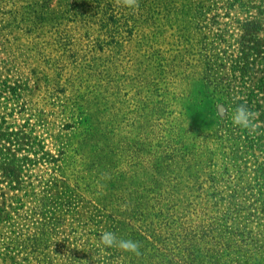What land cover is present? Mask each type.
<instances>
[{
  "label": "rangeland",
  "instance_id": "rangeland-1",
  "mask_svg": "<svg viewBox=\"0 0 264 264\" xmlns=\"http://www.w3.org/2000/svg\"><path fill=\"white\" fill-rule=\"evenodd\" d=\"M189 252L264 264V0H0V264Z\"/></svg>",
  "mask_w": 264,
  "mask_h": 264
},
{
  "label": "clouds",
  "instance_id": "clouds-1",
  "mask_svg": "<svg viewBox=\"0 0 264 264\" xmlns=\"http://www.w3.org/2000/svg\"><path fill=\"white\" fill-rule=\"evenodd\" d=\"M128 4L131 5L134 0H127ZM249 110L244 105H240L235 109L232 117L234 125L242 128H246L249 125ZM100 241L102 245L106 247L116 246L119 249L139 255V244L138 242L131 239H118L116 234L112 231H104L101 234Z\"/></svg>",
  "mask_w": 264,
  "mask_h": 264
},
{
  "label": "trees",
  "instance_id": "trees-1",
  "mask_svg": "<svg viewBox=\"0 0 264 264\" xmlns=\"http://www.w3.org/2000/svg\"><path fill=\"white\" fill-rule=\"evenodd\" d=\"M187 248H189V247L187 246ZM179 257H180V259L187 260V262L186 261H181V262H183L182 264H202L200 262H195V260L191 256L190 252H189L188 256H186L185 258H182L180 255H179Z\"/></svg>",
  "mask_w": 264,
  "mask_h": 264
}]
</instances>
